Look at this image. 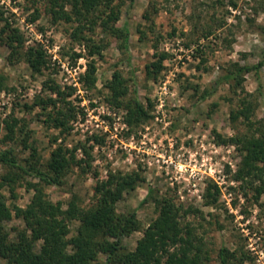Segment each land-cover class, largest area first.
I'll use <instances>...</instances> for the list:
<instances>
[{
    "label": "rangeland",
    "instance_id": "rangeland-1",
    "mask_svg": "<svg viewBox=\"0 0 264 264\" xmlns=\"http://www.w3.org/2000/svg\"><path fill=\"white\" fill-rule=\"evenodd\" d=\"M36 7L41 15L29 22ZM147 11L153 23L144 18ZM6 19L24 35L25 47L42 45L49 67L34 74L24 60L12 64L7 60L9 49L0 44V149L16 146L20 128L25 127L41 162L59 145L77 146V158L84 156L82 145L90 153L89 169L73 166L63 186L45 187L50 199L66 205L75 194L88 206L94 202L97 180L106 179L109 172L138 174L136 188L126 190L117 202L118 212L137 209L141 222L139 231L124 238L129 249L135 248L143 230L157 216L154 197H167L199 210L184 218L201 224L199 232L210 250L208 264H219L221 247L234 253L229 264H264V194L258 197L247 181L235 178L240 152L235 145L219 143L215 134L231 137L256 131L259 122L264 124V61L261 85L251 71L244 76L243 91L234 93L229 84L222 83L211 97L198 100L233 63L254 65L264 58V0H125L117 25L127 23L129 55L119 49L116 38L97 29L95 38L104 37L108 45L101 58L95 57L97 81L93 87L80 81L88 57L83 46L70 38L72 23H52L45 13V0H0V28ZM138 29L146 31L145 40L140 39ZM161 52L168 54L163 69L156 78L149 76L146 66ZM74 53L81 56L73 57ZM117 69L128 78L130 90L137 91L150 114L133 126L125 122V110L108 101L106 83ZM49 78L61 89L73 88L69 99L77 116L68 132L46 125L40 107H25L36 96L50 94L43 88ZM242 97L256 104L252 127L243 118L231 119V111ZM13 119L17 127L10 139L8 124ZM94 136L101 142L94 141ZM16 154L25 158L29 151L16 146ZM4 171L0 164V175ZM212 184L219 187L218 201L208 205L204 194ZM149 190L153 191L151 197ZM2 192L8 204L21 207L33 193L24 184L17 186L15 199L7 188ZM5 226L14 234L12 228H22L24 223L14 217ZM77 226L76 221L71 224L69 236ZM99 260L104 262L105 255L100 254Z\"/></svg>",
    "mask_w": 264,
    "mask_h": 264
},
{
    "label": "trees",
    "instance_id": "trees-1",
    "mask_svg": "<svg viewBox=\"0 0 264 264\" xmlns=\"http://www.w3.org/2000/svg\"><path fill=\"white\" fill-rule=\"evenodd\" d=\"M125 0H45V13L52 23H72L70 38L83 46L88 62L80 81L87 87L96 84L97 66L95 57H102L108 43L105 38H95L97 29L119 41L118 47L129 55L130 32L127 23L119 27L117 22L121 15V3ZM156 8H154L155 10ZM156 11V10H155ZM41 13L39 8L29 16V22H35ZM144 18L151 21L148 11ZM140 39L147 38L146 31L139 30ZM211 33V32H209ZM9 49L7 60L15 63L24 60L34 74H41L48 69L49 60L41 44L24 46L25 37L8 19L0 28V44ZM157 51V45L154 44ZM157 60L146 66L149 76L157 77L163 69L166 52L156 53ZM74 53L73 57H80ZM129 57V56H128ZM264 58L257 64L241 65L235 62L199 95L198 100L204 101L211 97L222 83H227L234 93L243 91L245 74L254 71L261 85L260 69ZM135 79L132 74V80ZM2 85L0 81V86ZM259 85V87H261ZM2 87V86H1ZM109 91L108 101L117 108L125 110V122L133 126L149 118V111L139 100L137 91L130 90L129 80L120 70H115L106 83ZM44 91L50 94L36 96L32 104H25L31 109L40 107L44 123L48 126L68 132L70 124L77 116V108L69 97L73 88L61 89L54 79L44 82ZM55 96H53V95ZM151 106V103L149 104ZM256 104L246 97L239 100V106L231 111V119L243 118L252 127L251 116ZM8 124L13 139L17 120ZM256 131L223 137L216 133L221 144L235 145L240 152L239 167L235 173L237 180L247 181L258 197L264 194V124L259 122ZM30 131L20 128V138L16 146L29 151V155L20 158L16 154V146L0 149V164L5 171L0 175V258L3 264H208L210 250L199 232L200 226L184 217L197 214L199 210L184 207L172 198H155L157 216L143 230L134 249H129L124 238L141 229L137 209L127 213L118 212L117 202L122 199L126 190H133L140 181L138 174H122L109 172L106 179L97 180L94 187V202L83 206L73 194L66 202H54L45 191L47 186L61 187L65 184V176L78 166L86 171L90 166V153L82 145L83 157H76L73 149L57 146L50 152L46 162L40 161L37 148L29 142ZM97 143L98 136L93 137ZM30 177V178H29ZM24 184L32 190V196L25 207L8 204L2 192L7 188L10 197H17L16 188ZM213 190V192H212ZM149 190L148 197L153 196ZM219 187L212 184L206 188L205 204L211 205L218 201ZM20 219L24 226L7 229L5 223L12 218ZM76 221L78 226L71 236V224ZM38 246V247H37ZM105 255V261L99 255ZM234 253L226 247L218 251L219 264H229Z\"/></svg>",
    "mask_w": 264,
    "mask_h": 264
}]
</instances>
